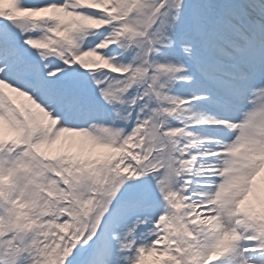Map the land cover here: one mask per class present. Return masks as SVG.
I'll use <instances>...</instances> for the list:
<instances>
[{
    "label": "snow or ice",
    "instance_id": "snow-or-ice-1",
    "mask_svg": "<svg viewBox=\"0 0 264 264\" xmlns=\"http://www.w3.org/2000/svg\"><path fill=\"white\" fill-rule=\"evenodd\" d=\"M0 264H264V0H0Z\"/></svg>",
    "mask_w": 264,
    "mask_h": 264
}]
</instances>
